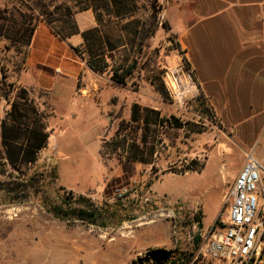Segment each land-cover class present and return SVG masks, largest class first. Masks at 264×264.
Here are the masks:
<instances>
[{
	"label": "rangeland",
	"instance_id": "obj_1",
	"mask_svg": "<svg viewBox=\"0 0 264 264\" xmlns=\"http://www.w3.org/2000/svg\"><path fill=\"white\" fill-rule=\"evenodd\" d=\"M93 1L0 0V9L17 8L29 15L32 8L34 18L38 11L45 18L51 14L47 18L54 20L52 26L56 28L64 25V10L69 9L75 23L83 27L87 25L86 18L78 13L90 11L95 19L91 9L82 10ZM149 1L136 0L133 19L138 20L141 33L143 21L148 19ZM156 6L159 9L155 19L160 22L162 5L158 0ZM9 37L0 35V40H6L0 43V70L7 77L0 93L6 94L0 98V121L20 88L8 77H15L22 69L28 49L23 45L25 37L12 33ZM135 38L132 46L128 43L114 54L115 61L129 56L139 66L145 50L148 57L128 84L120 87L122 92L115 100V108L107 112L111 133L104 137L112 142L119 122L128 121L134 102L159 111L160 117L173 116L185 127L166 126L158 128L155 138L154 134L148 135L147 141L154 144L155 150L152 164H124L120 153L110 148L103 147L100 158L98 140L82 141L80 132L90 126L62 123L65 132L63 136L57 134V147L64 156L58 159L51 145L53 140H49L36 164L26 170L29 175L43 174L39 191L30 192L20 203L12 202L0 191V264H153L151 250H163L170 261L186 264L196 248L195 235L227 215L230 202L225 193L233 180L229 179L230 172L239 162L240 141L227 133L211 113L199 107L196 85H190L184 58L170 31L165 32L159 24L141 48L137 43L145 41L144 36ZM102 75L110 80L109 71ZM251 147L249 153L264 167V132L255 137ZM191 160L203 164L200 172L184 171ZM10 174L15 178L19 173L10 170ZM0 180H7V176H0ZM68 191L89 195L108 215L114 212L107 227L62 222L44 210L42 200L54 201ZM261 263L264 264V238Z\"/></svg>",
	"mask_w": 264,
	"mask_h": 264
},
{
	"label": "crops",
	"instance_id": "obj_2",
	"mask_svg": "<svg viewBox=\"0 0 264 264\" xmlns=\"http://www.w3.org/2000/svg\"><path fill=\"white\" fill-rule=\"evenodd\" d=\"M158 1L162 19L194 76L195 92L204 99L218 124L240 141L239 162L229 175L233 179L252 141L264 132V0ZM78 14L85 16L87 25L78 26L76 22L79 33L63 38L40 20L31 35L22 69L15 77H8L47 114L46 131L51 130L47 142L53 140L58 159L64 156L57 147V134L63 136L65 132L62 123L90 126L80 132V137L84 142H101L98 154L102 158L108 141L104 136L111 133L112 124L107 112L115 108L122 92L108 76L92 71L73 50L82 45L80 33L95 26L90 11Z\"/></svg>",
	"mask_w": 264,
	"mask_h": 264
},
{
	"label": "trees",
	"instance_id": "obj_3",
	"mask_svg": "<svg viewBox=\"0 0 264 264\" xmlns=\"http://www.w3.org/2000/svg\"><path fill=\"white\" fill-rule=\"evenodd\" d=\"M92 3L95 5L84 6L82 10L91 9L94 12L96 26L80 33L83 40L82 45L73 50L86 60V64L92 71L100 74L109 71L113 85L126 86L134 71H140L142 68L148 57V51L145 50L142 54V51L140 52L139 66L135 60H130L129 56L117 62L114 54L120 49H125L128 43L132 46L135 43V37L141 34L145 41L140 40L137 44L140 48L144 47L150 37H153L159 24L165 32L170 31L169 25L164 20L157 22L155 19L156 9H159L156 6L157 0L149 1V15L148 19L146 17L143 21L142 33L138 30L140 29L137 25L138 20L133 19L136 13V0H94ZM29 9L31 10L29 15L19 12L17 8L0 9V35L6 39H10L11 33L15 37H25L23 45L28 48L31 35L40 20L44 21L60 38L79 33L69 9L64 10L65 23L59 28L53 27L54 20L47 18L51 14H46L45 18V15L42 17L43 13L38 11V16L34 18L33 9ZM117 21L120 24H117ZM146 22L148 25L145 24ZM118 33L122 36H118ZM176 46L179 50L177 43ZM186 69L188 70L187 67ZM0 72L1 93L6 86V76L2 70ZM11 85L13 84L8 86L11 87ZM5 96V93L0 94V98ZM197 100L199 107L212 115L201 95L197 96ZM46 116V113L38 109L26 90L20 87L5 117L0 121V146L2 148L0 176H7V180H0V191L5 192L12 202L20 203L27 198L30 192L39 191L43 174L29 175L26 170L33 166L38 154L47 144L49 131H46L44 123ZM184 125L173 116L166 119L160 117L157 110L142 108L137 103H133L130 106L129 120L119 122L114 138L110 140L112 142H106L105 148L106 150L110 148L112 152H119L124 164L135 162L152 164L155 150L154 144H149L147 141L148 135L154 134L155 138L156 134H159L158 128L168 126L182 129ZM192 132L200 133L199 130H192ZM202 168L203 164H198L197 160H191L185 166L184 171L200 172ZM10 170L18 172V176L12 177ZM42 207L56 220L67 223L80 222L99 228H106L107 220L114 217V212L108 215L103 206H99L89 195H75L72 191L64 192L54 201L45 198L42 200ZM194 242L197 245L199 238L196 237ZM149 256L153 264H176L174 260L170 261L169 255L163 250H151Z\"/></svg>",
	"mask_w": 264,
	"mask_h": 264
},
{
	"label": "built area",
	"instance_id": "obj_4",
	"mask_svg": "<svg viewBox=\"0 0 264 264\" xmlns=\"http://www.w3.org/2000/svg\"><path fill=\"white\" fill-rule=\"evenodd\" d=\"M225 198L230 202L227 215L195 235L199 243L186 264H263L264 167L252 153L246 154Z\"/></svg>",
	"mask_w": 264,
	"mask_h": 264
}]
</instances>
